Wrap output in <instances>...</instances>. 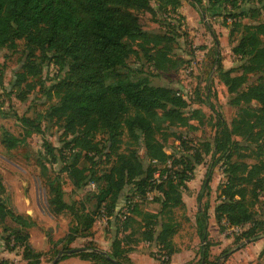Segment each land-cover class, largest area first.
Masks as SVG:
<instances>
[{
	"label": "trees",
	"instance_id": "16d2710c",
	"mask_svg": "<svg viewBox=\"0 0 264 264\" xmlns=\"http://www.w3.org/2000/svg\"><path fill=\"white\" fill-rule=\"evenodd\" d=\"M258 1L264 4V0ZM193 4L198 5L199 2L195 0ZM234 4H230L232 10H235ZM167 5L175 12L180 0H167L165 5L162 0H0V50L13 48L15 41L22 39L30 50H38L43 56L50 54L47 63L52 60L60 68L65 67L63 78L51 87L57 102L48 107L45 116L49 121L60 124L64 136L69 138L64 144L73 159L67 167L69 177L78 188L87 180L103 181L104 187L96 195V204L109 200L110 209L105 214L121 225L115 232L110 252L101 251L92 244L79 248L83 251L65 246L62 247L60 261L78 257L86 264H112V260L118 264L131 263L126 257L127 250L122 247L124 240L118 235L127 229L134 231L130 214L138 212L137 201L145 199L150 192L156 194L153 201L159 210L142 215L141 241L156 243L158 254L168 258L161 262L163 264L176 252L170 243L175 233L170 214L185 207L182 193L188 190L187 183L192 179L195 165L200 164L201 155L193 151L175 157L165 146L163 128L195 129L190 121L197 120L199 125L204 114L198 109L187 112L188 104L179 93L166 86H153L137 72L118 75L115 81L106 84L108 74L127 69V62L132 56L142 57L156 72L178 67L170 55L174 39L146 33L137 16V13H149L155 18ZM239 15L233 12L227 14L225 19L229 18L231 22L223 23L229 29V38L233 34L231 28L240 29V37L231 48V53L240 59L238 71L223 69L216 53L210 61L218 81L230 95L229 105L239 109L231 129L218 115L215 122L211 157L218 155L217 160L224 159L226 167L223 170L225 181L217 187L218 204L213 209V218L219 231L235 228L240 231L244 226L251 225L241 231L240 236L256 241L260 238L256 228L261 223L255 222L247 197L255 200L256 192L263 187L264 161L253 165L230 163L228 152L232 146L237 147L231 139L232 135H236L247 141L260 140L257 151L260 150V156L263 155L264 23L242 24L237 18ZM40 69L33 61L26 60L22 71L15 75L13 86H20L27 77L37 76ZM207 74L210 75L211 71ZM20 99L23 100L24 96ZM208 108L213 110L212 106ZM19 121L23 125L31 124L23 117ZM98 132L106 136L109 151H114L123 135L133 144L140 143L144 148L145 163L135 149H128L126 153L114 154L115 160L108 172L97 179L93 174L87 179L84 169L76 167V154L83 153L84 157L91 154V160L100 154L95 141ZM0 138L1 144L8 150L25 145L24 139L14 137L5 130ZM177 141L181 146L185 145L180 136ZM209 148L207 145L205 153L209 152ZM27 152L42 159L52 155L53 150L45 145V153L41 155L27 146ZM206 179H209V174H206ZM47 186L50 212L54 215L72 213V207L63 200L59 184L49 182ZM2 191L0 181V194ZM208 194V183L204 181L196 201L200 203ZM127 203H132V209L129 216L120 221L116 214ZM208 219V205L205 204L195 216V232L200 243L195 264L210 263L208 255L212 243L207 236ZM93 222L94 218L86 215L84 229L88 230ZM0 226L2 239L7 244L13 242V246L22 248L23 257L28 259L26 264H37L41 254L34 252L28 243L27 230L32 226L31 220L8 209L1 197ZM72 240L70 233L67 243ZM67 251L71 252L68 254ZM227 254L222 252L216 260Z\"/></svg>",
	"mask_w": 264,
	"mask_h": 264
},
{
	"label": "rangeland",
	"instance_id": "374dc122",
	"mask_svg": "<svg viewBox=\"0 0 264 264\" xmlns=\"http://www.w3.org/2000/svg\"><path fill=\"white\" fill-rule=\"evenodd\" d=\"M166 1L162 0L163 5ZM193 1L195 0H180V6L175 12L167 5L165 10L158 13L155 18L149 13H137L143 31L167 35L174 39L170 55L178 67L165 72H156L145 62V59L132 56L127 62V69L108 74L106 84L115 81L118 75L125 76L137 72L139 76L146 77L151 85L172 88L183 96L188 104L187 112L198 109L204 114L201 124L198 125L197 120L190 121L195 129L174 127L165 130L163 128L165 131L163 137L166 138L165 146L170 153H174L175 157H179L180 154H191L193 151H198L201 155V162L195 165L192 179L188 182L189 188L182 193L185 207L175 209L170 214V221L175 225V233L170 238L173 249L200 246L195 232V216L197 211L207 204L209 215L207 236L212 246L217 249L213 250L214 255H208L210 263L206 264L214 262L217 264H264V182L261 190L256 192L255 200L247 197V205L253 213L255 222L261 223L256 228L260 237L258 240L250 241L240 236L241 231L251 225H246L237 232L230 229L219 231L213 218V209L218 204L217 187L225 181L223 170L226 167L224 159L218 161V155L211 157L216 134L215 122L218 115L228 129H231L238 117L239 109L229 105L230 95L214 74L211 60L205 63L204 58L200 56L202 54L200 52L207 49L202 40L205 34L209 33L211 36L213 31L212 41L216 40L218 43V35L215 34L213 26L217 24L223 26L224 22L229 24L225 19L227 14L240 13L237 18L242 24L264 23V4L258 0H233L228 3L224 0H196L199 2L197 5L193 4ZM231 3H235V10H232ZM151 5L154 7L153 1ZM181 6L190 12L189 23L191 26L194 25V29H197V26L205 29V32L202 30L203 34L199 35L200 43H194L196 36L194 34H197L198 30L193 34L188 32L184 18L179 14ZM231 29L233 34L231 38L227 37V43H225L228 46L224 45L225 51L236 45L240 37V29ZM49 56L50 54L43 56L38 50H30L22 39L16 40L13 48L5 47L0 50V137L1 132L5 130L10 135L25 141V145L8 150L1 144L0 138V181L3 185L0 197L8 209L31 220L32 226L27 230L28 243L34 252L41 254L37 264H52L54 258L61 255L62 247L65 246L68 249H79L84 245L92 244L103 251L100 247H109L110 239L121 227L114 218L107 217L105 214L110 209L109 200L101 205L96 204V195L104 187L103 181L87 180L82 187L78 188L75 181L68 175L67 167L71 165L73 159L64 148V144L69 138L64 136L60 124L49 121L45 116L48 107L57 102L51 87L63 78L66 70L52 60L50 64L47 63ZM28 59L41 68L40 72L35 77H27L24 83L14 87L15 75L22 71V66ZM220 60H226L225 65L221 64L222 67L229 66L230 69L238 71L240 66L238 57L230 54L229 57H220ZM190 63H193L195 69L187 77H183L181 70ZM208 71H211L210 75L207 74ZM21 96H24L23 100L20 99ZM209 106H212V111L208 108ZM254 107L257 106L254 105ZM20 117L28 119L31 124L23 125L19 121ZM179 136L185 145L181 146L177 141ZM105 139L104 134L100 132L95 134L100 154L95 155L92 160L89 159L92 157L91 154L87 157H84L83 153L76 154V167L84 169L87 179L92 174L94 179H97L108 172L114 163V154L126 153L128 149H135L145 163L144 148L140 143L133 144L126 135H123L114 151H109L106 148ZM231 139L237 147L232 146L228 152L230 163L253 165L264 161V146L262 145V156L259 154L260 150L257 151L260 140L259 142L254 139L247 141L236 135H232ZM45 145L53 150L52 155L37 159L27 152V146H29L32 152L43 155ZM207 145L210 150L205 153ZM74 153L77 152L74 151ZM206 174H209L208 180ZM262 176L264 177V174ZM204 181L208 183L209 194L198 203L196 196L201 191ZM49 182L59 184L63 200L72 207V213L64 212L54 215L50 212L47 186ZM155 195L154 192H150L146 194L145 199L137 201L138 212L133 211L134 213L130 214L134 238H123L124 242L134 246L141 242L142 222L134 219L141 220L142 215L154 214L159 210L157 203L153 201ZM86 215L94 218L88 230L83 226ZM260 226L263 227L260 229ZM70 233L73 240L68 244ZM2 236L0 226V263L26 264L28 259L23 257L22 248L18 245L13 246V242L7 244ZM238 249L241 250L232 256L231 254ZM222 252L228 254L216 260ZM152 255L160 260L157 251ZM195 263L192 260L185 264ZM56 264L85 263L80 262L76 257H71L62 261L59 259Z\"/></svg>",
	"mask_w": 264,
	"mask_h": 264
},
{
	"label": "crops",
	"instance_id": "0c3cea01",
	"mask_svg": "<svg viewBox=\"0 0 264 264\" xmlns=\"http://www.w3.org/2000/svg\"><path fill=\"white\" fill-rule=\"evenodd\" d=\"M179 14L184 18V22L185 25L188 28V32L191 34L195 33V31L198 30V33L194 34L195 38H194V43H200V39H199V35L203 34V32H205V29L200 26H197V29H194V25H190L189 23V16H191L190 12L185 9L184 6H181L179 8ZM213 30H215V34L218 35V43L216 40L212 41V35H213V31L211 33V36L209 33L205 34V36L202 38L204 44L207 46V49L204 50V52H200L202 54H200L201 57L204 58V62H209L210 60H212V56L214 55V53H216L217 55H219V57H229V55H233L231 53V49H227V51H225L224 45L228 46L227 43V37H229V29L225 28L222 25H215L213 26ZM198 35V36H197ZM214 36V35H213ZM215 41V42H214ZM226 42V43H225ZM215 44V46H214ZM213 46L215 47L213 49ZM232 48V47H231ZM221 64L226 63V60H220ZM223 65V69L227 70L230 69V67H225ZM222 66V65H221ZM206 75V73H205ZM187 188L188 187V183H187ZM183 196V194H182ZM182 201L185 203L183 197H182ZM136 221H140V218H135ZM159 231V230H158ZM132 232H134L133 230L127 229L126 231H122L118 237L121 238H134V236L132 235ZM115 234L113 235V237L110 239L109 247H100L104 252H110L111 250V242L114 239ZM122 247L124 249L127 250L126 253V257L129 259V261L131 262V264H161L160 260H157L154 258V255L151 256V254H155V252H158V247L153 243V242H147V241H141L139 242V244L137 243V246L134 244H128V243H122ZM178 249H175L176 252L174 254H172L169 258V261L167 264H185L187 262H191L192 260L194 262H196L198 260V249L199 247H177ZM216 247L211 246L209 249V254L214 255V249ZM223 247H221L222 249ZM217 249V248H216ZM211 250V251H210ZM241 249H238L236 252H233L231 255L234 256L237 252H239ZM153 252V253H151ZM158 257L160 256L157 255ZM156 256V257H157ZM231 257V256H229ZM78 258V257H76ZM78 260H80L78 258ZM80 262H83L80 260ZM85 263V262H84ZM86 264V263H85Z\"/></svg>",
	"mask_w": 264,
	"mask_h": 264
},
{
	"label": "built area",
	"instance_id": "2783aa9c",
	"mask_svg": "<svg viewBox=\"0 0 264 264\" xmlns=\"http://www.w3.org/2000/svg\"><path fill=\"white\" fill-rule=\"evenodd\" d=\"M226 21L230 23L231 19L227 18ZM194 69H195V67H194L193 63H190L188 65H185L184 68H182L181 73L183 74V77H187L189 74H191V72H193ZM134 201H136V200H134ZM134 201H132V203ZM132 203H127L125 206H123L119 210V212L116 214V218L119 219L120 221H123L127 216H129L130 211L132 209ZM102 214H104V213H102ZM231 230L234 232H237L239 229L235 228V229H231ZM158 258L160 259V261H167V259H168L164 255L159 256Z\"/></svg>",
	"mask_w": 264,
	"mask_h": 264
},
{
	"label": "water",
	"instance_id": "95a60500",
	"mask_svg": "<svg viewBox=\"0 0 264 264\" xmlns=\"http://www.w3.org/2000/svg\"><path fill=\"white\" fill-rule=\"evenodd\" d=\"M77 251H83V249H77ZM71 251H67L66 253H70ZM98 252V251H97ZM60 259V255H57L55 258H54V260L52 261V264H56L57 263V261ZM112 262V264H118L116 261H111Z\"/></svg>",
	"mask_w": 264,
	"mask_h": 264
}]
</instances>
